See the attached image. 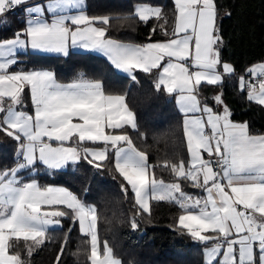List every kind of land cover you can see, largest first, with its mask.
Returning a JSON list of instances; mask_svg holds the SVG:
<instances>
[{
	"label": "snow or ice",
	"instance_id": "1",
	"mask_svg": "<svg viewBox=\"0 0 264 264\" xmlns=\"http://www.w3.org/2000/svg\"><path fill=\"white\" fill-rule=\"evenodd\" d=\"M21 5H27L25 28L0 40V133L17 142L15 166L0 169V264H28L24 254L30 257L49 226L69 215L90 237L91 264H121L106 241L101 255L94 206L66 187L42 186L21 175L38 166L52 174L81 161L97 170L113 163L128 186L121 184L124 193L134 194L133 229L137 217L150 214L151 201H167L181 210L177 231L211 243L205 264H264V134L231 119L222 91L212 97L220 111L200 96L202 85L220 86L225 75H235L234 66L222 62L216 0H174L171 29L162 6L137 4L123 19H155L150 41L157 31L166 37L143 45L107 38L109 17L88 16L84 0H0V16ZM70 47L100 53L133 82L137 72L153 74L156 90L175 94L187 159L150 164L127 134L138 126L125 96L106 94L101 82L81 74L60 83L51 70L15 68L22 63L20 52L67 56ZM246 72L256 80L240 76V90L264 106V62ZM158 167L169 169L175 182L158 179ZM182 182L203 195L185 191Z\"/></svg>",
	"mask_w": 264,
	"mask_h": 264
},
{
	"label": "trees",
	"instance_id": "2",
	"mask_svg": "<svg viewBox=\"0 0 264 264\" xmlns=\"http://www.w3.org/2000/svg\"><path fill=\"white\" fill-rule=\"evenodd\" d=\"M144 1L163 7L169 20L167 27L171 29L174 19L172 0H85V11L90 17H109L106 36L144 43L150 41V30L157 21L153 19L145 24L138 18L123 19L133 13L136 3ZM216 2L223 38L221 58L234 66L235 75H225L220 86L202 85L200 96L214 107V91L221 88L231 119L237 123L247 122L253 134L264 133V106L249 101L247 90L239 88V77L245 76L246 69L256 62H264V0ZM226 12L231 15H225ZM5 19L7 24L2 23ZM24 27L25 19L20 9L0 16V40L13 36ZM163 39L166 37L160 31L151 35V41ZM18 59L22 63L16 67L49 68L63 81L83 74L88 80L101 82L106 94L124 95L138 126V130L128 127L127 134L136 148L148 155L150 164L187 159L183 115L175 106L172 95L155 89V75L137 72V81L133 82L126 74L117 72L103 56L88 51H69L67 56L20 52ZM28 98L25 97L27 111L31 109ZM16 149L17 142L0 133V169L15 166ZM155 173L158 179L175 182L167 168L158 167ZM21 174L25 178H35L42 186L66 187L86 204L94 206L98 239L107 242L121 264H205L203 247L206 244L193 241L174 227L181 213L178 206L167 201H151L150 214L136 218L137 229L131 227L134 195L130 189L127 194L122 190V183L128 186L115 172L113 163L106 162L97 170L81 161L52 174L38 166L35 172ZM182 186L188 192L199 191L185 182ZM21 251L24 254L23 248ZM90 254V237L80 232L78 222L69 215L61 219L59 226L48 228L44 243L30 257L24 254V258L28 264H91Z\"/></svg>",
	"mask_w": 264,
	"mask_h": 264
},
{
	"label": "crops",
	"instance_id": "3",
	"mask_svg": "<svg viewBox=\"0 0 264 264\" xmlns=\"http://www.w3.org/2000/svg\"><path fill=\"white\" fill-rule=\"evenodd\" d=\"M33 2H35V0H33ZM145 2H147V1H144V2H138V3H136L135 4V6L137 5V4H139V3H145ZM172 2H173V4H174V0H172ZM45 3H46V0H45ZM147 3H150V4H152V5H157L156 3H152V2H150V1H148ZM27 5H21L20 7H19V9L22 11V13H23V15H24V19L26 20L28 17H27V15H26V13H25V11H24V9H25V7H26ZM85 6H86V2H85V0H84V11H85ZM134 6V7H135ZM158 6V5H157ZM77 10H75V9H72L71 10V12H73V13H75ZM134 11V10H133ZM85 13L87 14V12L85 11ZM49 16L51 15V14H48ZM88 15V14H87ZM89 16V15H88ZM97 26H100V25H97ZM25 28V27H24ZM12 37V36H11ZM11 37H9V38H11ZM107 38H111V37H108L107 36ZM7 39V38H6ZM111 39H113V40H116V41H118V42H121V43H127V44H138V45H143V44H145V43H148V42H155V41H147V42H144V43H136V42H126V41H122V40H119V39H115V38H111ZM3 40V39H2ZM163 40H165V39H163ZM163 40H157V41H163ZM69 51H88V52H92V53H95V54H98V55H101L100 53H97V52H94V51H91V50H86V49H82V48H69ZM27 52H34V51H32V50H27ZM34 53H40V54H47V55H60V54H56V53H42V52H34ZM101 56H103V55H101ZM104 57V56H103ZM106 60H107V58L106 57H104ZM108 61V60H107ZM109 62V61H108ZM222 62H224V61H222ZM259 62H262V61H259ZM259 62H256V63H259ZM110 63V62H109ZM255 64V63H254ZM253 64V65H254ZM113 68H114V66H112ZM15 68H19V67H16L15 66ZM15 68L13 69V70H15ZM28 69H44V70H51V69H49V68H43V67H35V68H28ZM115 69V68H114ZM117 72H120V73H123V72H121V71H119V70H117V69H115ZM51 71H53V70H51ZM55 74V73H54ZM125 74V73H124ZM127 75V74H126ZM55 77H56V79H57V81L58 82H60V83H70V82H72L73 80H75V79H77V78H75V79H72V80H70V81H63V80H61L60 78H58L56 75H55ZM86 79V78H85ZM88 80V79H87ZM91 81H93V80H91ZM172 96H173V100H174V103H175V106L177 107V109L179 110V106H178V104L176 103V98H175V94H172ZM246 96H247V92H246ZM29 98H28V100H29V105H31V101H30V96H28ZM215 104V103H214ZM209 106H211L210 104H208ZM212 107V106H211ZM214 108H215V110L216 111H220V109H219V107H216V106H214ZM30 113L33 111V109H32V106H31V109H29L28 110ZM179 112L182 114V112L179 110ZM183 115V114H182ZM183 119H184V116H183ZM183 119H182V125H183ZM257 134H264V133H257ZM185 142H186V140H185ZM87 146H90V145H87ZM92 146V145H91ZM97 147H102V145H96ZM22 175V174H21ZM26 180L27 179H32V178H25ZM165 182V181H164ZM165 183H171V182H165ZM58 187H62V186H58ZM196 193H199L200 195H203V193L202 192H196ZM195 194V193H194ZM134 195V194H133ZM181 214V213H180ZM179 214V215H180ZM59 226V225H58ZM51 227H56V225H53V226H49V228H51ZM103 241L102 242H100L99 241V248H100V252H101V255H102V250H103ZM207 247H211V243H209V244H206L204 247H203V260H204V263H205V260H206V257H205V255H204V249L205 248H207ZM117 258V257H116ZM119 259V258H118Z\"/></svg>",
	"mask_w": 264,
	"mask_h": 264
},
{
	"label": "built area",
	"instance_id": "4",
	"mask_svg": "<svg viewBox=\"0 0 264 264\" xmlns=\"http://www.w3.org/2000/svg\"><path fill=\"white\" fill-rule=\"evenodd\" d=\"M19 7H20V6L16 7V8H15L14 10H12V11L7 12V13L4 14V15H8V14H13V13H15V12L19 9ZM245 78H246V79H250V78H251V79H253V80H256V78L251 77L250 74L247 73V72L245 73ZM257 82H258V81H257Z\"/></svg>",
	"mask_w": 264,
	"mask_h": 264
},
{
	"label": "rangeland",
	"instance_id": "5",
	"mask_svg": "<svg viewBox=\"0 0 264 264\" xmlns=\"http://www.w3.org/2000/svg\"><path fill=\"white\" fill-rule=\"evenodd\" d=\"M255 64H257V63H255ZM222 91V89L221 88H217L215 91H214V93L215 94H217V93H220ZM214 94V95H215ZM113 95V94H112ZM223 98V100H224V97H222ZM224 103H225V100H224ZM220 109V108H219ZM221 110V109H220ZM91 146V145H90ZM194 193V192H193ZM98 241H99V239H98ZM100 249V248H99ZM91 255V254H90ZM204 261V260H203Z\"/></svg>",
	"mask_w": 264,
	"mask_h": 264
}]
</instances>
